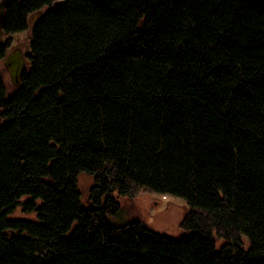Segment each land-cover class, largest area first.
<instances>
[{
  "label": "trees",
  "instance_id": "trees-1",
  "mask_svg": "<svg viewBox=\"0 0 264 264\" xmlns=\"http://www.w3.org/2000/svg\"><path fill=\"white\" fill-rule=\"evenodd\" d=\"M3 30L0 264H264V0H12ZM136 188L191 234L114 226Z\"/></svg>",
  "mask_w": 264,
  "mask_h": 264
},
{
  "label": "rangeland",
  "instance_id": "rangeland-1",
  "mask_svg": "<svg viewBox=\"0 0 264 264\" xmlns=\"http://www.w3.org/2000/svg\"><path fill=\"white\" fill-rule=\"evenodd\" d=\"M10 40V47L7 55L15 50L20 49L28 55L30 53V30L23 33L7 35L3 33L1 42ZM4 66V65H3ZM4 81L13 92L15 87L11 82L9 72L3 67ZM94 179L89 175H81L79 177V186L82 192V198L86 205L93 202L91 198ZM119 208L110 210L109 218L116 227H122L130 223L140 221L148 226L149 229L157 233L163 234L169 238H181L191 234L190 231L182 227L184 217L190 212L191 206L183 198L168 196L165 197L159 193L149 191L145 188L134 189L133 194L118 198ZM25 199L20 201V205ZM13 220H36L35 214L23 213L20 207L10 217ZM245 247L248 246V240L244 238Z\"/></svg>",
  "mask_w": 264,
  "mask_h": 264
},
{
  "label": "water",
  "instance_id": "water-1",
  "mask_svg": "<svg viewBox=\"0 0 264 264\" xmlns=\"http://www.w3.org/2000/svg\"><path fill=\"white\" fill-rule=\"evenodd\" d=\"M12 0L0 1V42L4 33V24L6 19V10ZM60 1L56 4V8L59 7ZM27 54L23 53L20 49L10 53L4 60V66L9 72L11 82L14 87H19L21 83V76L25 68L27 67Z\"/></svg>",
  "mask_w": 264,
  "mask_h": 264
}]
</instances>
